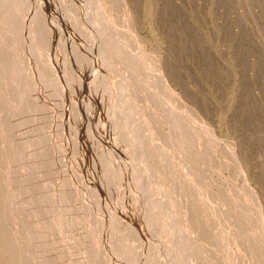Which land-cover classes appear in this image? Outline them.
<instances>
[{"label": "rangeland", "instance_id": "374dc122", "mask_svg": "<svg viewBox=\"0 0 264 264\" xmlns=\"http://www.w3.org/2000/svg\"><path fill=\"white\" fill-rule=\"evenodd\" d=\"M21 1L22 10L17 0L0 4L1 72L8 85L4 111L16 143L19 183L33 181L34 170L48 169L41 190L54 202L48 215L57 227L51 235L70 243L71 250L90 245L85 246L90 258L77 252L68 264H131L134 259L135 264L140 253L154 258L151 241L166 249L168 260L182 264L181 245L194 238L203 245L195 264H264V0ZM48 1L54 7L50 16L42 9ZM41 24L56 34L52 46L41 42L46 30ZM42 46L50 52L44 54ZM113 50L123 54L114 61L125 73L119 71L123 83L110 81L102 69V57ZM70 63L74 67L67 72L63 68ZM110 82H131L137 106L127 108V101L115 106ZM57 103L62 105L55 122L64 118L68 132L54 149L49 109ZM83 137H88L86 149ZM67 170L71 180L82 182L79 199L90 207L84 206L82 225L88 228L92 218L100 223L99 242L84 240L91 236L90 226L83 239L74 231L76 213L61 188ZM129 173L147 190L146 207L159 203L156 228L142 226L123 209L140 194L127 190ZM87 198L94 199L91 205ZM28 212L14 225L31 223L35 215ZM140 245L152 248L145 252ZM5 246H0V264L15 262ZM63 254L50 253L39 264H61Z\"/></svg>", "mask_w": 264, "mask_h": 264}, {"label": "bare ground", "instance_id": "6f19581e", "mask_svg": "<svg viewBox=\"0 0 264 264\" xmlns=\"http://www.w3.org/2000/svg\"><path fill=\"white\" fill-rule=\"evenodd\" d=\"M13 1V0H12ZM19 0H17V2H18ZM30 1V0H29ZM53 1V0H52ZM1 3V7H2V0L0 1ZM16 2V1H15ZM23 3L24 1H21L20 0V3ZM49 3L47 4V3H45V2H43V3H45V4H43L42 5V9H44L45 10V12H46V14H48V16H50L49 14L50 13H48L49 11H50V9H53L54 7L52 6V3L50 2V1H48ZM21 3V4H22ZM25 3V2H24ZM28 3V2H27ZM53 3H54V1H53ZM18 4H19V2H18ZM21 4H19V5H21ZM15 5H17V4H15ZM22 5H24V4H22ZM22 5H21V10H22ZM4 6H5V4H4ZM29 6V5H28ZM28 6H23V7H28ZM51 6L53 7V8H51ZM50 7V8H49ZM29 8H31V6L29 7ZM34 9V8H33ZM18 10H20V9H18ZM27 10V9H26ZM25 11V10H24ZM32 11H34V10H32ZM39 11H41V10H39ZM21 12V11H20ZM28 13V10L27 11H25V14H27ZM30 12V11H29ZM37 12V11H36ZM42 12V11H41ZM51 12V11H50ZM72 12V11H71ZM34 13H35V11H34ZM40 13V12H39ZM43 13V12H42ZM41 13V14H42ZM23 14V13H22ZM24 14V15H25ZM36 14V13H35ZM44 14V13H43ZM70 14V13H69ZM33 16H35V15H33ZM41 16V15H40ZM40 16H39V18H40ZM47 16V17H48ZM25 17H27V16H24V18ZM31 17V16H30ZM44 15H43V20H44ZM29 18V17H28ZM38 17H37V22L39 23V21H40V19H39ZM51 18V17H50ZM34 19V18H33ZM39 19V20H38ZM35 20V19H34ZM51 20H53L54 21V18L53 19H51ZM50 21V20H49ZM31 22V21H30ZM33 23H34V21H32ZM31 22V23H32ZM46 22V21H45ZM45 22L43 23V25L45 24ZM52 22V21H51ZM54 22H56V21H54ZM49 23V22H48ZM36 24V23H35ZM50 24V23H49ZM42 25V24H41ZM41 26L42 27V30H43V28L45 29V27H46V30H45V32L44 33H42V31H41V33H42V35H40V40H41V42H43V40H45L44 42L46 43V44H48L47 43V41H50V45L52 44V41H54V42H57V38L55 37L56 36V34L52 31V30H50L49 29V26H48V28H47V25L46 26ZM52 25V24H51ZM31 26V25H30ZM32 26H33V24H32ZM36 26V25H35ZM34 26V27H35ZM38 27H40L39 26V24H38V26H36V29H39ZM51 27V26H50ZM32 28V27H31ZM33 30H34V28H32ZM41 30V29H40ZM39 30V31H40ZM34 31H37V30H34ZM38 32V31H37ZM36 32V33H37ZM35 33V34H36ZM39 33V32H38ZM36 36V35H35ZM34 36V37H35ZM58 36V35H57ZM46 37V38H45ZM37 38H39V35H38V37ZM48 38V39H47ZM39 40V41H40ZM38 41V42H39ZM132 43V42H131ZM109 44V43H108ZM39 45V44H38ZM49 45V46H50ZM53 45V44H52ZM51 45V46H52ZM51 46H50V48H51ZM110 45H108V47H109ZM43 47V49H42V51L44 52V54H47V53H49L50 52V48L47 50L46 49V47H47V45H46V47H44V46H42ZM40 48H41V46H40ZM53 48V47H52ZM77 48V47H76ZM109 49H112V47L110 46L109 47ZM77 50H79L78 48H77ZM72 51V58H73V61H75L76 62V60L78 59V53H76V51H75V49L74 50H71ZM80 51V50H79ZM112 52V51H111ZM110 52V53H111ZM71 53V52H70ZM108 53V52H107ZM106 53V54H107ZM71 55V54H70ZM92 55H94L95 56V54H93L92 53ZM101 55V54H100ZM121 55L123 56V54H122V52H118V51H116V50H113V52L111 53V55H107L105 58L104 57H102V64H103V66H104V68L102 67V69H103V71L105 70V72H104V74L106 75V76H108V79H110V81H113L114 82V80H115V78H117V79H122V77H124V76H122L121 78H118V77H120V72L119 71H123V69H121V70H117L116 69V65H114V61H117L118 60V58L120 57L121 58ZM105 56V55H104ZM80 59V58H79ZM68 60H69V58H68ZM101 60V59H100ZM70 61V60H69ZM63 62H64V60H63ZM68 62V61H67ZM78 62V61H77ZM119 62V61H118ZM122 62V61H121ZM65 63H66V61H65ZM64 63V64H65ZM100 63H101V61H100ZM73 64H74V62H73ZM73 64L72 63H70V64H68V65H66L64 68H63V66H62V68L65 70V71H71V69L73 70V67L75 66V64H74V66H73ZM78 64V63H77ZM107 64L109 65L108 67H107ZM116 64V63H115ZM120 64V63H119ZM2 66H3V51H2V47H1V43H0V246L2 245V243H4L6 246V248H8L7 250L8 251H10L11 252V256H13L12 255V253L13 254H15L14 256H16V261L14 262L13 261V263H10V264H39V262H41V260H43V261H45L46 260V256L48 257L49 256V254L50 253H53L54 254V252H58V251H62V250H64V254H63V256H62V258H61V264H68L69 262H70V260H71V257L74 255V253L76 254L77 252L78 253H82V254H85L86 256H88L89 255V252H88V255H87V248H85V246L82 248V250H78V249H72L71 250V246L69 245V244H66V242H65V240L64 239H61V238H59V237H57V236H54V235H51V233H52V231H54V228H56L57 227V221H56V219L55 218H53V217H49V215H50V209H51V207H52V205H53V200H50L49 198L47 199V197H46V194H44V192L41 190V187L43 186L44 187V183L43 184H41L43 181H44V179L45 180H47V178H45V177H47L46 175V173H48V169L47 168H44V167H42L41 169L39 168V169H37L36 171L34 170V176L33 177H35V179L33 180V177H32V180L33 181H31V182H23L22 181V183H19V179H18V175H19V161H18V157H17V151H16V143H15V141H14V139H13V136L12 135H10L12 132L10 131L9 133H8V131L9 130H13L12 129V125H11V122H10V119H9V116L6 114V110L4 111V109H5V95H6V93H7V90H8V85H7V83H6V80L4 79V77H3V75H2V72H1V68H2ZM124 66V65H123ZM119 67V66H118ZM120 67H122V66H120ZM122 68H125V66L124 67H122ZM126 69V68H125ZM124 69V70H125ZM80 70V69H79ZM77 71V70H76ZM128 71V70H127ZM126 71V72H127ZM128 73V72H127ZM123 74L125 75V73H124V71H123ZM122 74V75H123ZM128 77H129V74L127 75ZM127 76H125V79L127 80L128 78H127ZM112 78H114V80L112 79ZM123 80L124 79H122V81L121 80H118V81H120V82H122L123 83ZM125 80V81H126ZM107 81V80H106ZM127 81H129V80H127ZM104 82H105V80H104ZM119 82V83H120ZM86 83V82H85ZM118 83V84H119ZM121 83V86H116V85H113L111 82H110V84H111V86L109 87L111 90H116V96H113V95H111L110 97L111 98H113L114 99V103H115V106H117L118 108H122V106L124 107V105H123V103H125L126 104V101L128 102L127 104V108L128 107H131L130 109H132V107H133V105L135 106L136 104H134V103H132V100H131V98L133 97L132 95V97L130 96V93L133 91L132 90V87H128V85L129 84H127V83H131V82H127L126 84H122ZM115 84H116V82H115ZM117 84V85H118ZM86 85H88V84H86ZM135 85V84H134ZM134 87V86H133ZM135 88H136V86H135ZM134 89V88H133ZM90 90H91V88H90ZM56 94V93H55ZM132 94V93H131ZM122 96H124V97H126L127 98V100H123L122 99ZM139 96V95H138ZM134 98V97H133ZM149 100V99H148ZM147 100V101H148ZM124 101V102H123ZM142 101V100H141ZM142 102H144V101H142ZM149 102V101H148ZM151 102L153 103V101H150V104H151ZM64 103V102H63ZM129 103H131V105H129ZM157 103V102H156ZM159 103V102H158ZM58 104V103H57ZM57 104H52V105H50V109H49V122H50V124H51V140H52V146H53V148L54 149H56V147H59V145L58 144H60V140H62V135H63V132H64V134H65V132H66V130H67V124H66V122L64 121V118L63 119H59L60 121V123L59 122H55L56 120L55 119H57V121H58V118L59 117H55V113H56V111L57 110H59V108H60V105H62V103L59 105H57ZM155 104V103H154ZM65 105V104H64ZM66 106H67V108H69V110H70V104H66ZM137 106V105H136ZM163 106V105H162ZM62 108H63V106H61ZM65 107V106H64ZM62 108H61V110H62ZM75 108V107H74ZM78 109V108H77ZM155 109V108H154ZM71 110H72V112L71 113H73V114H75L74 113V111H73V109L71 108ZM70 110V111H71ZM150 110V109H149ZM63 111H64V109H63ZM69 111V112H70ZM147 111V110H146ZM151 111V110H150ZM149 111V112H150ZM156 111V110H155ZM67 112V111H66ZM136 112V111H135ZM148 112V113H149ZM158 112V111H157ZM80 113V112H79ZM84 113V112H83ZM131 113H132V111H131ZM57 114H59L60 115V113H57ZM62 114V113H61ZM72 114V115H73ZM81 114V113H80ZM130 114V113H129ZM134 114V113H133ZM151 114V113H150ZM154 114H156V113H154ZM160 114V113H159ZM158 114V115H159ZM65 115V114H64ZM69 115H71V114H69ZM71 115V119L73 118V116ZM132 115V114H131ZM130 115V116H131ZM136 115V114H135ZM153 115V114H152ZM158 115H157V117H158ZM161 115V114H160ZM56 116H58V115H56ZM62 116V115H61ZM129 116V117H130ZM75 117H77V116H75ZM131 117H133V116H131ZM130 117V118H131ZM152 117V116H151ZM156 117V118H157ZM142 118V117H141ZM155 118V117H154ZM159 118V117H158ZM166 118V117H165ZM164 118V119H165ZM129 119V118H128ZM75 120V119H74ZM132 121V120H131ZM68 122V121H67ZM134 124H139L140 123V118H137V115H136V118L132 121ZM139 122V123H138ZM142 122V121H141ZM157 122V121H156ZM55 123H56V125L57 126H55ZM58 123V124H57ZM144 122H142V124H143ZM62 124V125H61ZM70 124V123H69ZM152 124V123H151ZM158 124V123H157ZM141 125V124H140ZM145 125H147L146 123L145 124H143L142 126L143 127H146ZM55 126V127H54ZM69 126V125H68ZM140 128V129H143V132H145V130H144V128ZM149 128V126L147 127V129ZM146 129V130H147ZM65 130V131H64ZM87 130V129H86ZM86 130H85V133H84V135L86 134ZM149 133H150V130H147ZM155 131V130H154ZM67 132H68V130H67ZM66 132V133H67ZM142 133V132H141ZM149 133H147V134H149ZM88 134V133H87ZM86 134V135H87ZM142 134H144V133H142ZM151 134V133H150ZM69 135H71V134H69ZM145 135V134H144ZM12 136V137H11ZM89 136H90V133H89ZM151 136H152V140H154L153 139V135L151 134ZM150 137V136H149ZM69 138H71V137H69ZM88 138V137H87ZM86 137L84 138L83 137V145H84V147H85V149L86 148H88L87 147V142H86V139H87ZM66 139V138H65ZM72 139V138H71ZM70 139V140H71ZM90 140L92 139V138H89ZM136 139V138H135ZM67 140H69V139H66V141ZM139 140V139H138ZM152 140H150L151 142H152ZM146 141L148 142V139H146ZM64 142H65V140H64ZM69 142V141H68ZM67 142V143H68ZM104 143V140L103 139H99L98 140V143L101 145V144H103ZM138 142V141H137ZM71 144L73 143V142H70ZM149 143V142H148ZM64 145V144H63ZM68 145V144H67ZM66 146V145H65ZM72 146H73V144H72ZM63 147V146H62ZM69 148V147H68ZM72 149V148H71ZM61 150V149H60ZM65 150V149H64ZM73 150V149H72ZM62 151V150H61ZM69 152H71V150H69ZM73 152V151H72ZM115 158V157H114ZM141 158V160H144V157H140ZM112 160V159H111ZM106 161V160H105ZM116 161V160H115ZM116 163V162H115ZM108 164H110V163H108ZM120 164V163H119ZM105 165H106V163H105ZM113 166V165H112ZM120 165H116V167L114 166L113 167V169H115V170H118L120 167H119ZM101 167V166H100ZM72 170V169H71ZM71 170H67V171H64L63 172V175H62V182H65V186H62L61 188H62V190L64 191V192H66V197H65V202L66 203H70V204H72L73 205V209H74V212L76 213L75 214V216L73 217L74 219H73V225H74V231L76 232V234L80 237V238H82L83 239V233L84 232H86V234H87V229L89 228V226H90V229L92 230L91 231V236L89 235L87 238L86 237H84V240L86 241L87 239L89 240V242H94V241H96V242H99V240H98V237H97V225L98 224H96V220L93 222V218L92 219H90V221H88L87 219V221L88 222H90V225L88 226V228L86 227V226H83L82 224H83V220L85 219H83V213L85 214V212H83L84 210L83 209H85L84 208V204L82 203V202H80V199H79V191L81 190V188L83 189V185H82V182H81V180L79 179L78 181H73V180H71L72 178H71ZM106 169H104L103 171H105ZM102 171V170H101ZM75 173V172H74ZM130 175L127 177V186H128V188H127V190L130 192H132V191H138L140 194L139 195H137L136 196V200H127L126 201V203H125V205H124V208L123 209H125L128 213H129V215H131V216H133V218H135V219H138V220H141L142 222V226L143 225H148V226H151V227H155L156 228V224H157V213H158V208H159V203H154L153 205H151V206H149V208H147L146 207V204H145V200H146V198L148 197H146V192H147V190L145 189V187L144 186H140L139 184H138V178H136V177H134L131 173H129ZM65 177H67L66 179H64ZM75 177H77L76 175H75ZM74 177V178H75ZM71 178V179H70ZM24 181H26V180H24ZM132 182H133V184H132ZM131 186V187H130ZM85 191V190H84ZM83 193H85V192H83ZM81 195H82V193H81ZM88 195H89V192H88ZM87 195V196H88ZM91 196V195H90ZM80 197H82V196H80ZM95 197V196H94ZM22 198V199H21ZM86 198V197H85ZM90 198V197H89ZM88 199V198H87ZM86 199V201L87 202H89V204L91 205L92 203H90L92 200H94V199H92L91 201L89 200H87ZM97 201V200H96ZM86 202V203H87ZM124 203V202H123ZM63 204H65L64 202H63ZM95 204V203H94ZM87 205V204H86ZM93 206V205H92ZM85 207H87V206H85ZM94 207H95V205H94ZM123 207V206H122ZM27 208V209H26ZM88 208H89V210H88ZM94 209H96V208H94ZM30 211V212H28V211ZM86 210H88V211H90V207H87V209ZM92 210V209H91ZM105 210H106V208H105ZM31 211H33L34 213L33 214H31L32 216L33 215H35V217H34V219H32V222L31 223H29L28 221V223L27 224H24V225H14V222H15V224L17 223V220H19V222L21 221H23V219L21 220V218H23V214L22 213H24V214H26V216H27V212L28 213H31ZM96 211V210H95ZM83 212V213H82ZM87 213V212H86ZM91 213H92V211H91ZM95 213L96 212H94V215H95ZM49 214V215H48ZM89 214V213H88ZM93 215V213L90 215V216H92ZM85 216V215H84ZM87 216V215H86ZM47 217H49V218H47ZM88 218V217H87ZM91 218V217H90ZM26 219V218H25ZM28 220H29V214H28ZM85 220V221H86ZM25 221V220H24ZM30 221V220H29ZM100 221H102V219L100 220ZM99 221V222H100ZM23 223V222H22ZM86 223V222H85ZM98 223V222H97ZM101 223H103L104 224V222L102 221ZM21 224V223H20ZM88 224V223H87ZM102 224V225H103ZM85 225V224H84ZM105 225V224H104ZM137 225V224H136ZM196 225V224H195ZM98 226H100V223H99V225ZM106 226V225H105ZM104 226V227H105ZM138 226V228H140V229H142V227H140L139 225H137ZM170 224H169V226H168V228H166L165 227V229H164V232H165V234L166 235H168V234H170ZM103 227V226H102ZM95 228V229H94ZM192 228H194V227H192ZM89 229V230H90ZM196 229V228H195ZM198 229V228H197ZM198 230H200V229H198ZM133 231V230H132ZM132 231H131V233H132ZM135 231V230H134ZM136 231H137V229H136ZM135 231V232H136ZM51 232V233H50ZM138 232V231H137ZM136 232V233H137ZM190 232V231H189ZM188 231H187V233L190 235L191 233H189ZM192 232V231H191ZM195 232V231H194ZM54 233V232H53ZM90 233V232H89ZM131 233H130V236H134V235H131ZM135 233V234H136ZM196 233H197V231H196ZM55 234V233H54ZM85 234V235H86ZM133 234V233H132ZM129 235V234H128ZM122 236V235H121ZM171 236V235H170ZM195 236V235H194ZM138 237H139V235H138ZM187 237H189V239L192 237H190V236H187ZM127 238V237H126ZM136 238V237H135ZM143 238V237H142ZM193 238V237H192ZM198 238H199V236H198ZM129 239V238H128ZM139 239H141V238H139ZM143 240V239H142ZM147 240V239H146ZM150 240V239H149ZM203 240V239H202ZM67 241V240H66ZM154 241V240H153ZM187 241V240H186ZM141 242V241H140ZM156 242V241H155ZM155 242L153 243L152 241H151V245H152V247H149V248H152L153 250L155 249V253H156V257L154 256V258L152 257L151 259H149V260H147L146 258H144L143 256H141L143 253H140L139 254V256L136 258L137 259V261H136V263L135 264H175L174 262H173V259H171V260H168L166 257H165V254H164V251H166V249L165 248H163L164 250L162 251V250H159L160 248L159 247H157L156 245H155ZM191 243L190 244H188V243H185V245L184 244H182L181 246H182V248L183 249H181L182 251L184 250L185 252V254H186V256H184V258L183 259H185L186 258V260L184 261V263L181 261V263L182 264H185V262H188L189 264H195V261L197 260L196 258H197V256L199 255V254H203L202 253V246L203 245H201L200 243H199V241L197 240V238L195 239L194 238V241H193V243H192V240L190 241ZM201 242V241H200ZM86 243V242H85ZM142 243H143V241H142ZM158 243V242H157ZM88 244V243H87ZM92 244V243H91ZM144 244H145V242H144ZM150 244H148L149 246H151ZM192 244V245H191ZM133 245V244H132ZM8 246V247H7ZM129 246H131V242H130V245ZM140 246H142V245H140ZM181 246H180V248H181ZM206 246V245H205ZM86 247H90V245L88 244V246H86ZM96 247V246H95ZM161 247V246H160ZM135 248H136V246H135ZM141 248V247H140ZM149 248H148V246H146V245H144V246H142V249H141V251L142 250H145V252H148L149 251ZM159 248V249H158ZM4 249V248H3ZM93 249H95V248H93ZM129 249H131L130 247H129ZM151 249V250H152ZM67 250V251H66ZM97 250V249H96ZM132 250V249H131ZM134 250V249H133ZM206 250V249H205ZM1 251V250H0ZM7 251V252H8ZM130 251V250H129ZM168 251V250H167ZM181 251V252H182ZM91 252V251H90ZM151 252V251H150ZM209 252H210V249H209ZM1 253H3V251L1 252ZM78 253L76 254L77 256H78ZM99 253V251H95V255L96 254H98ZM206 253V252H205ZM5 254V253H4ZM7 254V253H6ZM56 254V253H55ZM60 254H62V253H58V255L59 256H61ZM131 254V253H130ZM134 254V253H133ZM136 254H138V253H136ZM149 254H151V253H149ZM171 254V253H170ZM174 254V253H173ZM1 255H3V254H1ZM174 255H176V254H174ZM184 255V254H183ZM13 256V257H14ZM59 256H57V258H59ZM131 256V255H130ZM134 256V255H133ZM147 255L145 254V257H146ZM177 256V255H176ZM208 256V255H207ZM13 257H11V258H9L10 260L13 258ZM54 257V256H53ZM53 257L51 256V259H53ZM89 258H90V256H88ZM128 257H129V255H128ZM128 257H126L127 259H128ZM136 257V256H135ZM150 257V256H149ZM201 256L199 255V258H200ZM15 258V257H14ZM48 258H50V256L48 257ZM57 258H55L54 257V259H57ZM133 258V257H132ZM180 259V258H179ZM178 259V260H179ZM182 259V258H181ZM180 259V260H181ZM209 259V258H208ZM207 259V260H208ZM48 260V259H47ZM132 260V259H131ZM175 260V259H174ZM202 260H204V262H205V260L206 259H203V257H202ZM6 261V260H5ZM49 261V260H48ZM51 261H55V260H51ZM129 261H130V259H129ZM134 261H135V259H134ZM134 261H133V263H134ZM161 261H163V263L161 262ZM212 261V260H211ZM10 262H12V260L10 261ZM46 262V261H45ZM58 262V261H57ZM60 262V261H59ZM59 262H58V264H59ZM197 262V261H196ZM200 262V261H199ZM133 263H131V264H133ZM201 263V262H200ZM206 263V262H205ZM45 264H47V263H45ZM98 264H100V263H98ZM187 264V263H186ZM208 264H209V262H208Z\"/></svg>", "mask_w": 264, "mask_h": 264}]
</instances>
